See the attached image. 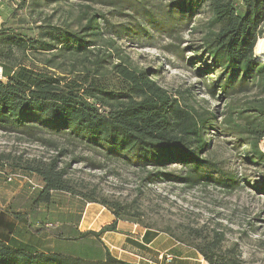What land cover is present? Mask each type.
I'll use <instances>...</instances> for the list:
<instances>
[{
    "label": "trees",
    "instance_id": "16d2710c",
    "mask_svg": "<svg viewBox=\"0 0 264 264\" xmlns=\"http://www.w3.org/2000/svg\"><path fill=\"white\" fill-rule=\"evenodd\" d=\"M150 3L145 0L144 10L154 29L176 38L181 27L187 29L192 25L191 30L201 34V42L193 45L195 51L188 60L203 79L207 92L215 98H228L223 118L217 120L213 112H201L186 103L190 88L181 98L173 97L150 76L149 69L138 67L129 56L122 55L113 41L110 45L117 52L118 62L108 67L105 57L114 55L104 53L105 57L100 59L92 47L107 32L100 20L88 12L82 31L47 24L38 26L32 34H24L11 26H2L0 130L59 149L58 155L46 162L24 161L0 153V170L10 165L13 172L35 175L44 185L36 198L12 197L8 214L14 220L25 219V230L29 229L30 211L51 205L52 193L65 191L102 204L115 215V220L100 231L91 229L76 237L58 236L68 241L93 237L102 244V249L92 248L77 255L40 250L23 241L24 229L15 235V226L3 222L9 232H0V264H141L117 258L101 240L102 234L116 230L118 221L126 218L122 203L99 198L95 190L78 192L68 178L71 163L60 165V156L70 155L80 146L105 160L144 170L154 168L147 176L149 182L183 181L192 188L214 182L233 188L238 182L236 178L223 172L217 162L202 156L210 146L207 130L218 125L222 129L220 135L237 139L235 144L242 146L241 157L247 164L264 167V151L259 146L264 137V60L255 54L257 42L264 36V0ZM206 12L209 15L202 21L200 16ZM122 31L112 32L122 38ZM174 52L184 55V49ZM89 55L96 56L93 67L82 65L79 72L75 64L71 70L64 67L66 60L87 59ZM257 91L258 97L253 100L237 99ZM58 139L66 143L60 146ZM73 160L102 167L88 157L76 156ZM173 164H182L183 172L167 170ZM252 185L264 194V182ZM196 248L208 264H246L235 249L223 250L217 238ZM90 253L94 255L88 256Z\"/></svg>",
    "mask_w": 264,
    "mask_h": 264
},
{
    "label": "rangeland",
    "instance_id": "374dc122",
    "mask_svg": "<svg viewBox=\"0 0 264 264\" xmlns=\"http://www.w3.org/2000/svg\"><path fill=\"white\" fill-rule=\"evenodd\" d=\"M148 1L150 5L161 2ZM144 7L145 0H9L0 2V19L4 28L11 26L20 33L32 34L38 26L47 24L70 31H82L86 23L85 12L95 15L107 33L92 47L100 59L105 57L104 53L114 55L105 57L108 67L118 62L114 47H120L122 55L129 56L138 67L149 69L150 76L173 97L181 98L190 88L191 92L187 95L191 97H188L186 103L201 112H213L217 120H221L228 98L220 95L215 98L207 92L203 79L196 75L194 66L188 60L194 54L193 45L201 42V34L191 30V25L187 29L181 27L177 39L170 38L164 30L153 28ZM208 15L207 12L201 15V20H206ZM116 30H124L122 38L117 32H112ZM111 41L115 43L114 47H111ZM178 49H184L183 56L174 54ZM255 54L260 57L256 49ZM260 58L264 60V54ZM95 59V55H89L87 59L71 58L64 62V67L71 70L75 64L79 72L82 65L93 67ZM35 61L39 63L37 59ZM52 70L60 73L59 69ZM73 76L70 75V78ZM257 97L258 91L237 99L245 101ZM212 121L217 123L216 120ZM221 130L218 125L207 130L210 146L202 156L217 162L223 172L236 178L238 182L233 188L214 182L196 185L194 188L183 181L149 182L147 176L155 171L154 168L144 170L121 161L105 160L83 146L70 155L60 156V165L71 163L68 178L78 192L89 193L95 190L99 198L119 201L127 211L126 218L122 220L137 224L143 230H156L161 235V242L170 239L177 247L185 246L202 256L196 246H203L206 241L217 238L223 250L235 249L246 264H264V194L252 185L264 182V167L247 164L241 157L242 146L235 144L237 139L226 134L220 135ZM58 143L63 146L66 142L58 139ZM58 152L59 149L47 144L26 140L21 134L0 130V153L21 157L24 161L37 159L46 162L57 156ZM76 156L91 158L102 167H93L87 161L73 160ZM170 166L167 170L171 172H183L182 164ZM12 169L8 165L0 170L2 234H8L3 222H9L15 226V235L24 229L23 241L34 244L40 250L54 249L77 255L92 248L102 249V244L93 237L76 241L58 238L61 235L76 237L91 229L100 231L103 227L101 224L107 221V214H98L100 210H94L93 207H104L106 213L115 216L107 207L97 202H88L77 193L53 192L51 205H40L30 211L31 228L26 227L25 230V219L14 220L8 214L7 207L15 195L27 199L36 198L44 185L37 176L24 174L20 170L13 172ZM161 256L167 260L171 251H164ZM202 259L196 264H208L204 256Z\"/></svg>",
    "mask_w": 264,
    "mask_h": 264
},
{
    "label": "crops",
    "instance_id": "0c3cea01",
    "mask_svg": "<svg viewBox=\"0 0 264 264\" xmlns=\"http://www.w3.org/2000/svg\"><path fill=\"white\" fill-rule=\"evenodd\" d=\"M93 208L100 210L98 214H107L106 223L115 220V216L106 213L104 207ZM94 213L95 211L92 212ZM106 223L101 225L104 226ZM116 228L102 234L101 240L117 258L141 264H196L203 260L199 253L196 254L194 250H188L185 246L177 247L170 239L161 242V235L156 230H143L137 224L122 219L118 221ZM167 250L171 251L170 257L173 258L171 261L163 260L161 256Z\"/></svg>",
    "mask_w": 264,
    "mask_h": 264
},
{
    "label": "built area",
    "instance_id": "2783aa9c",
    "mask_svg": "<svg viewBox=\"0 0 264 264\" xmlns=\"http://www.w3.org/2000/svg\"><path fill=\"white\" fill-rule=\"evenodd\" d=\"M1 1H9V0H0ZM13 2H18L19 0H11ZM2 27V21L0 19V28ZM3 78V67L2 65H0V79ZM260 149H262L264 151V137L262 138V140L260 141ZM11 179V178H9ZM173 258L168 257L167 261H171Z\"/></svg>",
    "mask_w": 264,
    "mask_h": 264
},
{
    "label": "bare ground",
    "instance_id": "6f19581e",
    "mask_svg": "<svg viewBox=\"0 0 264 264\" xmlns=\"http://www.w3.org/2000/svg\"><path fill=\"white\" fill-rule=\"evenodd\" d=\"M258 43L259 44L256 48V51H257L258 55L261 57V55L264 54V36L259 39Z\"/></svg>",
    "mask_w": 264,
    "mask_h": 264
}]
</instances>
